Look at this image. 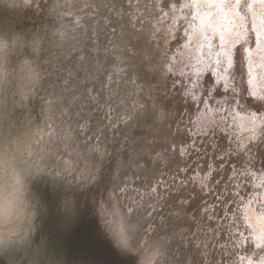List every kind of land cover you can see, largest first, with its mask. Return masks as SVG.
<instances>
[{
    "label": "rangeland",
    "instance_id": "374dc122",
    "mask_svg": "<svg viewBox=\"0 0 264 264\" xmlns=\"http://www.w3.org/2000/svg\"><path fill=\"white\" fill-rule=\"evenodd\" d=\"M3 3L0 264H264V0Z\"/></svg>",
    "mask_w": 264,
    "mask_h": 264
},
{
    "label": "water",
    "instance_id": "95a60500",
    "mask_svg": "<svg viewBox=\"0 0 264 264\" xmlns=\"http://www.w3.org/2000/svg\"><path fill=\"white\" fill-rule=\"evenodd\" d=\"M0 2L3 3V0H0ZM4 6V3H3ZM6 13V12H5ZM7 14V13H6ZM5 14V15H6ZM3 15V14H0ZM8 20H6L5 22H7ZM30 34L24 33L22 26H17L15 32L13 33L12 37V46L14 50H22L24 46L28 45V43H30ZM138 33H135V35H132L131 32H126L124 33V35L121 37L123 39L129 38L131 36H136L137 37ZM138 40V39H137ZM169 109V108H168ZM165 107L163 108V111L165 112L166 110ZM168 113V111L166 112V114ZM157 114V113H156ZM143 121V119H139L138 122ZM149 121V120H148ZM144 125V124H143ZM143 125L141 127H143ZM154 128V126H152ZM44 256H39L38 257V261L40 262V260L43 259Z\"/></svg>",
    "mask_w": 264,
    "mask_h": 264
},
{
    "label": "bare ground",
    "instance_id": "6f19581e",
    "mask_svg": "<svg viewBox=\"0 0 264 264\" xmlns=\"http://www.w3.org/2000/svg\"><path fill=\"white\" fill-rule=\"evenodd\" d=\"M0 14H6V13H4V11L1 10V8H0ZM5 21H6V16H5V15H4V16H3V15H0V25H1L2 23H4ZM1 29H3V28H1ZM98 144H99V143H98ZM65 147H66V146H65ZM42 148H43V147H42ZM61 150H62V149H61ZM99 150H100V149H98V153H99ZM43 151H44V150H43ZM105 152H106V151H105ZM105 152H104V154H105ZM100 154H101V153H100ZM98 155H99V154H98ZM41 157H42V156H41ZM43 157H44V156H43ZM99 157H100V156H99ZM96 160H97V159H96ZM98 161H99V160H98ZM41 162H42V160H41ZM102 162H103V161H102ZM42 163H43V162H42ZM42 163H41V164H42ZM46 163H47V161H46ZM51 163H52V162H51ZM82 164H85V163H82ZM46 165H47V164H46ZM46 165H44V166L46 167ZM48 165H49V164H48ZM48 165H47V166H48ZM55 165H56V164H55ZM51 166L53 167L52 164H51ZM45 167H44V168H45ZM83 167H84V166H83ZM47 168H49V167H47ZM56 168H57V167H56ZM56 168H55V169H56ZM31 169H32V168H31ZM45 169H46V168H45ZM53 169H54V167H53ZM50 170H51V169H50ZM58 171H59V170H58ZM76 171H77V170H76ZM82 171H83V170H82ZM43 172H44V171H43ZM46 172H47V171H46ZM50 172H51V171H50ZM77 172H78V171H77ZM96 173H97V172H96ZM48 174H49V173H48ZM48 174H47V175H48ZM94 175H95V174H94ZM80 176H81V175H80ZM96 176H97V175H96ZM81 177H82V176H81ZM94 178H97V177H94ZM46 179H47V178H46ZM49 179H52V177H51V178L49 177ZM92 180H93V178H92ZM92 180H91V181H92ZM97 180H98V178H97ZM97 180H96V181H97ZM47 181H48V180H47ZM91 181H90V182H91ZM95 183H96V182H95ZM118 183H119V182H118ZM49 184H50V183H49ZM80 184H81V183H80ZM80 184H79V185H80ZM79 185H78V186H79ZM87 185H88V184H87ZM80 186H81V185H80ZM102 186H103V185H102ZM85 189H86V188H85ZM93 189H94V188H93ZM95 189H97V188H95ZM91 190H92V189H91ZM91 190H90V191H91ZM94 191H95V190H94ZM83 193H84V192H83ZM83 193H81V194H83ZM89 194H90V193H89ZM96 194H98V193H96ZM88 196H89V195H88ZM94 196H96V195L94 194ZM99 197H100V196H99ZM101 199H102V196H101ZM98 201H99V200H98ZM131 202H132V201H131ZM93 203H94V200H93ZM93 203H92V204H93ZM98 203H99V202H98ZM92 204H91V205H92ZM91 205H90V206H91ZM69 207H70V206H69ZM89 208H91V207H89ZM117 208H118V207H117ZM97 210H98V209H97ZM126 210H127V209H126ZM67 211H68V210H67ZM73 211H74V210H73ZM89 211H90V210H89ZM92 211H93V210H92ZM97 213H98V212H97ZM118 213H119V212H118ZM126 213H127V212H126ZM78 214H79V213H78ZM99 214H100V213H99ZM92 215H93V214H92ZM120 215L122 216L121 213H120ZM15 216H17V213L15 214ZM145 216H146V214H145ZM99 217H100V215H99ZM91 218H92V217H91ZM96 218H97V217H95V219H96ZM119 218H120V217H119ZM138 218H139V216L137 217V219H138ZM141 218H142V217H141ZM93 219H94V218H93ZM139 219H140V218H139ZM142 219H143V218H142ZM140 220H141V219H140ZM134 221H135V220H134ZM136 221H137V220H136ZM99 222H100V221H99ZM103 222H104V221H103ZM120 222H121V220H120ZM140 222H142V220H141ZM125 224H126V223H125ZM123 225H124V224H123ZM123 225H122V226H123ZM136 226H137V225H136ZM138 226H140V225H138ZM138 226H137V227H138ZM99 227H100V226H99ZM124 227H125V226H124ZM126 227H127V226H126ZM95 228H96V227H95ZM1 229H2V228H1ZM95 232H96V231H95ZM102 232H103V231H102ZM136 235H137V234H136ZM164 255H165V253H164ZM153 257H154V256H153Z\"/></svg>",
    "mask_w": 264,
    "mask_h": 264
}]
</instances>
